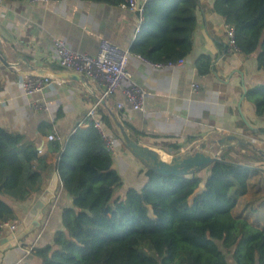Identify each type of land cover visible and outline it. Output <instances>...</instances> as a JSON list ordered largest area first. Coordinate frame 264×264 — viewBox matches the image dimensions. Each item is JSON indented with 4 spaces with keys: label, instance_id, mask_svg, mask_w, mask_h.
Instances as JSON below:
<instances>
[{
    "label": "trees",
    "instance_id": "obj_1",
    "mask_svg": "<svg viewBox=\"0 0 264 264\" xmlns=\"http://www.w3.org/2000/svg\"><path fill=\"white\" fill-rule=\"evenodd\" d=\"M119 3L126 0H100ZM198 0H145L139 31L129 50L153 61H174L192 50ZM234 28L235 46L256 53L264 70V0H214ZM212 57L200 54L198 72H210ZM264 117V80L246 93ZM104 120H108L105 113ZM76 125L62 142L52 140L54 164L70 203L52 242L33 247L20 264H264V226L233 213L264 158L242 145L253 166L220 160L192 174H158L144 167L145 182L117 193L122 181L92 122ZM116 134V133H115ZM0 125V224L15 218L16 201L38 194L52 169L33 143ZM137 140V139H136ZM179 152L176 150V153ZM255 166V167H254ZM204 188L192 196L199 184ZM151 210V213H150ZM1 230V227H0Z\"/></svg>",
    "mask_w": 264,
    "mask_h": 264
},
{
    "label": "crops",
    "instance_id": "obj_2",
    "mask_svg": "<svg viewBox=\"0 0 264 264\" xmlns=\"http://www.w3.org/2000/svg\"><path fill=\"white\" fill-rule=\"evenodd\" d=\"M195 16L192 50L182 63L156 68L136 53L129 54L130 77L147 92L144 109H132L123 100L120 89L108 99L109 103L114 106L115 100L121 99L124 107L118 115L130 135L162 154L193 150L196 142L205 139L215 141V146L221 149L216 139L226 134L250 140L264 150V117L255 114L253 104L246 97L249 88L264 80L256 53L244 54L230 45L227 23L215 10L214 0H198ZM140 18V11L130 8L125 1L2 0L0 45L27 58L31 64L57 68L54 36L62 37L72 49L88 53H96L100 38L129 49L138 33ZM200 54L212 57L209 73L198 72L195 60ZM27 76L0 60V125L20 133L21 144L33 143L44 154L41 163L46 161L52 167L38 194L14 203L15 218L9 220L18 224L48 188L53 173H57L54 169L57 152L47 135L55 131L65 138L76 125L86 127V113L96 104L89 91L67 78H54L41 91L25 95L20 81ZM194 82L196 88L191 86ZM91 83L102 88L99 82ZM32 100L45 101L46 108H33ZM97 111L104 114L100 105ZM104 122L115 138L110 154L122 181L117 193L122 194L128 187L140 188L146 179L143 165L118 139L110 121ZM240 146L234 143L224 149L232 148L229 155L233 161L253 166L254 159L243 155L247 151ZM257 168L259 171L251 176L248 191L239 198L233 211L239 207L237 213L245 215L254 225L264 226V163ZM61 185L58 176L42 206L39 225L33 222L34 228L18 238L16 244L12 240L0 243V264L30 260L33 247L52 242L54 232L62 227L61 210L71 200ZM203 188L201 182L191 199ZM11 232L7 226L3 227L0 238Z\"/></svg>",
    "mask_w": 264,
    "mask_h": 264
},
{
    "label": "built area",
    "instance_id": "obj_3",
    "mask_svg": "<svg viewBox=\"0 0 264 264\" xmlns=\"http://www.w3.org/2000/svg\"><path fill=\"white\" fill-rule=\"evenodd\" d=\"M1 1L2 0H0V2ZM144 1L145 0H126V4L130 8L138 9L141 13ZM138 31L139 26L136 28V33ZM226 33L230 45L236 47L233 26L227 24ZM52 41L54 44V61L57 64V68L78 72L87 76L92 81L99 82L102 85L103 95L107 96L108 99L114 97L116 91L120 89L123 100L128 102L132 109H144L147 92L130 77V73L127 69L128 57L131 53L129 49L121 47L106 38H100L96 53L74 50L62 37L54 36ZM137 55L141 60L156 68L170 67L184 61V57L174 61L163 62L153 61L142 55ZM54 80L56 79L49 76L30 74L20 81V87L25 95H31L34 92L41 91ZM191 86L196 88L197 84L194 82ZM30 105L33 108H46V103L43 100H32ZM97 106L98 103L94 104L87 111L86 119L90 120L94 127L97 128L104 141L105 148L109 152H112L115 138L113 134L109 132L102 114L97 111ZM123 107L124 104L121 99L115 100L113 108L119 115H121ZM47 138L60 142L64 140L63 136L55 131L49 133ZM193 147L194 149H208L217 156H221L222 153L221 149L215 146V141L210 139L196 142ZM38 151L41 152L40 149ZM5 226L14 231L18 227V223L15 220H8L0 224L1 229Z\"/></svg>",
    "mask_w": 264,
    "mask_h": 264
},
{
    "label": "water",
    "instance_id": "obj_4",
    "mask_svg": "<svg viewBox=\"0 0 264 264\" xmlns=\"http://www.w3.org/2000/svg\"><path fill=\"white\" fill-rule=\"evenodd\" d=\"M0 60L16 72H22L28 75H45L51 78H67L80 83L85 90L89 91L94 96L96 103L103 108L104 113L112 124L118 139L131 152V154H133L141 162V164L149 170L164 175L192 174L207 168L214 161L220 160V156H217L212 151L204 148L183 150L165 156L156 148L136 140L130 135L123 120L109 103L108 97L103 95V89L101 86L92 84V81L81 73L31 64L27 58L15 54L10 49H4L1 45ZM216 142L221 145V149L234 145V143L237 145H251L261 156L264 157V150L262 148L255 146L250 140H242L238 138L235 134H226L221 136L216 139ZM57 177V173H53L48 188L41 192L30 210L18 224L17 229L12 231L8 236L1 237L0 243H6L7 241L12 240V243L16 244V240L18 238L22 237L26 232L34 228L35 225H39V219L42 215V206L48 200V195L50 194L49 191L55 187Z\"/></svg>",
    "mask_w": 264,
    "mask_h": 264
},
{
    "label": "rangeland",
    "instance_id": "obj_5",
    "mask_svg": "<svg viewBox=\"0 0 264 264\" xmlns=\"http://www.w3.org/2000/svg\"><path fill=\"white\" fill-rule=\"evenodd\" d=\"M190 150H191V149H190ZM193 150H195V149L193 148ZM179 152H180V151H179ZM163 155L167 156L166 154H163ZM190 199H191V196L189 197V201H190ZM238 210H239V207H238L237 209H235V211H233V212H234V213H237ZM150 213H151V210H150ZM230 264H234V263L232 262L231 259H230Z\"/></svg>",
    "mask_w": 264,
    "mask_h": 264
}]
</instances>
